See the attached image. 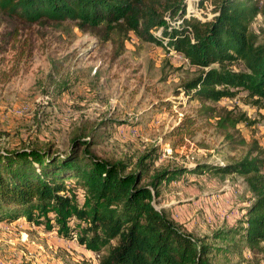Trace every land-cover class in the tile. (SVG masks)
Masks as SVG:
<instances>
[{"label":"trees","instance_id":"obj_1","mask_svg":"<svg viewBox=\"0 0 264 264\" xmlns=\"http://www.w3.org/2000/svg\"><path fill=\"white\" fill-rule=\"evenodd\" d=\"M204 1L0 0V11L25 22L67 19L83 29L102 26L105 33L131 30L181 54L198 67L180 84L198 106L194 115L184 114L169 129L171 145L190 144L204 118L213 120L233 150L246 143L236 124L252 120L245 112L208 102L233 96L238 89L246 91L244 99L264 102V0H208L211 15L201 18L188 4L198 8ZM256 18L255 29L251 24ZM236 61L241 68L232 66ZM93 131L72 130L63 152L52 151L50 141L0 148V221L23 217L74 237L97 253L98 264H212L213 250H228L217 240L240 239L248 248L264 249L263 150L255 140L235 160L154 169L155 146L133 161L105 158L91 147ZM186 172L242 176L251 197L238 224L198 237L155 207L152 201L160 189Z\"/></svg>","mask_w":264,"mask_h":264},{"label":"rangeland","instance_id":"obj_2","mask_svg":"<svg viewBox=\"0 0 264 264\" xmlns=\"http://www.w3.org/2000/svg\"><path fill=\"white\" fill-rule=\"evenodd\" d=\"M188 7L198 17L211 15L208 0ZM197 71L181 55L131 30L105 33L102 26L83 29L67 19L25 22L0 11V148L50 141L52 151L63 152L72 130L93 127L91 147L98 156L133 161L155 146L156 169L235 160L255 140L264 172V102L244 99L243 89L208 103L245 112L252 122L236 124L245 144L231 150L213 120L202 118L190 144L171 145L169 129L196 112L198 100L188 98L180 84ZM250 197L236 173L186 172L163 186L152 203L202 237L238 224ZM216 242L228 250H213L212 264H264V249L248 248L240 239ZM0 264H98V255L74 237L17 218L0 221Z\"/></svg>","mask_w":264,"mask_h":264},{"label":"built area","instance_id":"obj_3","mask_svg":"<svg viewBox=\"0 0 264 264\" xmlns=\"http://www.w3.org/2000/svg\"><path fill=\"white\" fill-rule=\"evenodd\" d=\"M177 54H179V53H177ZM179 55H181V54H179ZM182 56V55H181ZM183 57V56H182ZM184 58V57H183Z\"/></svg>","mask_w":264,"mask_h":264},{"label":"crops","instance_id":"obj_4","mask_svg":"<svg viewBox=\"0 0 264 264\" xmlns=\"http://www.w3.org/2000/svg\"><path fill=\"white\" fill-rule=\"evenodd\" d=\"M20 218L22 219L23 217H20ZM20 218H19V219H20ZM23 219H24V218H23Z\"/></svg>","mask_w":264,"mask_h":264}]
</instances>
